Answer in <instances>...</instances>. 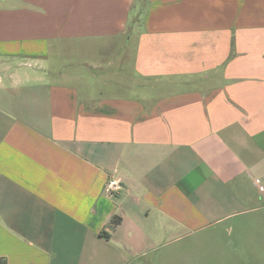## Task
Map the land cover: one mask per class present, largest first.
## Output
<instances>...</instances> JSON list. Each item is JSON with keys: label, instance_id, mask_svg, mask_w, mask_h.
I'll return each instance as SVG.
<instances>
[{"label": "crops", "instance_id": "crops-1", "mask_svg": "<svg viewBox=\"0 0 264 264\" xmlns=\"http://www.w3.org/2000/svg\"><path fill=\"white\" fill-rule=\"evenodd\" d=\"M0 259L264 264V0H0Z\"/></svg>", "mask_w": 264, "mask_h": 264}, {"label": "built area", "instance_id": "built-area-1", "mask_svg": "<svg viewBox=\"0 0 264 264\" xmlns=\"http://www.w3.org/2000/svg\"><path fill=\"white\" fill-rule=\"evenodd\" d=\"M121 188L120 181L116 178H112L109 180L106 186L107 191H117Z\"/></svg>", "mask_w": 264, "mask_h": 264}, {"label": "trees", "instance_id": "trees-1", "mask_svg": "<svg viewBox=\"0 0 264 264\" xmlns=\"http://www.w3.org/2000/svg\"><path fill=\"white\" fill-rule=\"evenodd\" d=\"M121 221V217L120 216H114L110 223H109V227L112 229L114 227H116ZM0 264H5V260H1L0 259Z\"/></svg>", "mask_w": 264, "mask_h": 264}, {"label": "rangeland", "instance_id": "rangeland-1", "mask_svg": "<svg viewBox=\"0 0 264 264\" xmlns=\"http://www.w3.org/2000/svg\"><path fill=\"white\" fill-rule=\"evenodd\" d=\"M23 68H27V67H23ZM32 68H33V67H32ZM32 68H31V69H32ZM35 69H37V68L35 67Z\"/></svg>", "mask_w": 264, "mask_h": 264}]
</instances>
